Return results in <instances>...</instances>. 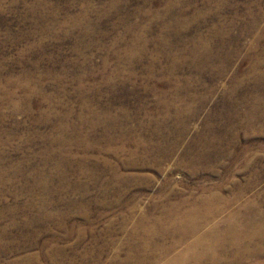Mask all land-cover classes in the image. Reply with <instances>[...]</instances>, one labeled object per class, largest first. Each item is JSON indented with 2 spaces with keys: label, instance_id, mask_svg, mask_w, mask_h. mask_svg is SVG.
I'll list each match as a JSON object with an SVG mask.
<instances>
[{
  "label": "rangeland",
  "instance_id": "rangeland-1",
  "mask_svg": "<svg viewBox=\"0 0 264 264\" xmlns=\"http://www.w3.org/2000/svg\"><path fill=\"white\" fill-rule=\"evenodd\" d=\"M216 194L263 264L264 0H0V264H126Z\"/></svg>",
  "mask_w": 264,
  "mask_h": 264
},
{
  "label": "bare ground",
  "instance_id": "bare-ground-1",
  "mask_svg": "<svg viewBox=\"0 0 264 264\" xmlns=\"http://www.w3.org/2000/svg\"><path fill=\"white\" fill-rule=\"evenodd\" d=\"M106 119H104L103 121H106ZM106 123V127H113L115 121L111 119L109 121H106ZM149 151L150 150H147V152ZM113 166H111V169ZM171 206L177 209V211L178 207L182 210H179V213L167 212L168 214H165L166 220L164 222L158 223L157 228H159V230H162L163 234H166L168 236L171 233H177L180 236L179 240L173 241L170 245H166L163 242H159V239H156L155 241L157 245L156 243L151 244V240H153L152 238H155V232L150 230L146 233L148 235V238H146L147 240H145L143 244H138L136 248L133 246H128L129 249L128 258L126 257V264H133L135 262L136 264H188L189 262H192V260L194 261V264H202V262H205L207 264H224L225 259L223 257L225 254L229 253L232 255L230 256L232 257V259H229L230 262L227 264H237L243 260V256L245 253L243 245L245 232L250 231L251 234L248 235L250 238L253 236L255 237L256 234L262 235L263 233L261 229V231L258 230L256 232L255 223L252 219H248L249 215H243L240 211H234L229 213L228 215H224V213L227 211V209H229L231 205L227 198L225 199L223 196H220L218 194L203 197L201 199H196L194 201L185 200L183 202H180L179 204H172ZM251 229H253V231ZM190 238H193V240L189 243V245H186L187 247L183 250H179V247L184 244V241ZM246 251L247 253L251 254V257H255L259 253V249H256L253 254L250 250ZM162 259H164L165 261L161 262Z\"/></svg>",
  "mask_w": 264,
  "mask_h": 264
}]
</instances>
